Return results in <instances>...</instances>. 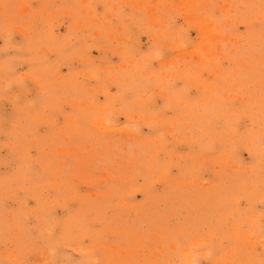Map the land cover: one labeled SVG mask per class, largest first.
<instances>
[{
  "label": "rangeland",
  "instance_id": "1",
  "mask_svg": "<svg viewBox=\"0 0 264 264\" xmlns=\"http://www.w3.org/2000/svg\"><path fill=\"white\" fill-rule=\"evenodd\" d=\"M0 264H264V0H0Z\"/></svg>",
  "mask_w": 264,
  "mask_h": 264
}]
</instances>
